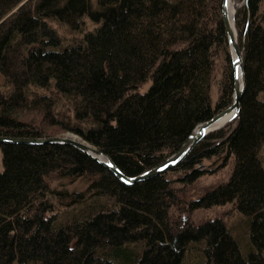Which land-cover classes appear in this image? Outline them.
<instances>
[{
    "label": "trees",
    "instance_id": "obj_1",
    "mask_svg": "<svg viewBox=\"0 0 264 264\" xmlns=\"http://www.w3.org/2000/svg\"><path fill=\"white\" fill-rule=\"evenodd\" d=\"M235 1L240 111L175 168L127 184L69 144L0 143V264H264V0ZM222 6L0 0V137L72 133L128 177L156 167L233 102ZM213 158L231 174L193 198Z\"/></svg>",
    "mask_w": 264,
    "mask_h": 264
},
{
    "label": "water",
    "instance_id": "obj_2",
    "mask_svg": "<svg viewBox=\"0 0 264 264\" xmlns=\"http://www.w3.org/2000/svg\"><path fill=\"white\" fill-rule=\"evenodd\" d=\"M223 13V22L226 27V31L229 38L230 47L233 51V58L237 56V59H233V67L235 71L234 75V94H233V103L226 109L217 113L210 120L205 121L199 124L195 130L189 135V137L183 142L180 148L171 156H169L165 161L156 167L138 175L136 177H128L123 172L119 170L117 165L114 163L112 158L97 149L96 147L90 145L87 142L78 141L70 137H45V138H16V137H0V143H27V144H69L79 150L85 152L92 159L100 163L101 165L108 168L118 179L127 184H135L142 181H145L151 177L163 174L177 165H179L197 146L200 141H202L206 136L211 133L221 129L216 128V125L221 120L228 118L230 123L237 117L240 111V102L245 89V74H244V65L243 57L239 47L238 42V32L235 27V23L231 24V20L228 16L227 4L222 6ZM238 67L241 70V79L238 78ZM200 199V198H197Z\"/></svg>",
    "mask_w": 264,
    "mask_h": 264
},
{
    "label": "rangeland",
    "instance_id": "obj_3",
    "mask_svg": "<svg viewBox=\"0 0 264 264\" xmlns=\"http://www.w3.org/2000/svg\"><path fill=\"white\" fill-rule=\"evenodd\" d=\"M90 1L93 3V10L97 9L98 0H90ZM235 3H236V6L232 4L231 8L236 7L238 9L240 7V3L237 1H235ZM85 20H86L87 24H93V22L89 16H85ZM51 23L59 31L60 35H64V30L62 29V27L60 26L59 23H57L56 21H52ZM237 32H238V30H237ZM228 40H229V38H228ZM238 42H239V47H240L242 57H243V51H242V47L240 44L239 32H238ZM231 58L233 61V55L232 54H231ZM233 69H234V67H233ZM234 73H235V71H234ZM224 128H222V129H224ZM52 137H62V138L63 137H70V138L76 139L78 141L84 142V140H82L80 137H78L72 133H61V134H59V136H52ZM262 154L264 156V148H263ZM221 162L222 161L220 160V158H213V159L204 161L203 167L211 169V172H209V174L206 177H203L199 181L197 180L194 184L190 185L187 193L189 195H191L193 198L197 199V198L201 197V193H203L204 191H206L210 188H213V187H215L221 183L226 182L228 180L230 174H231V170L233 168V161L231 160L230 162H228V164L226 166L220 168V166L222 165ZM0 166L2 167V150L1 149H0ZM52 185L56 188H59V189H61V188L63 189V187H64V188H68V189L72 190L75 187V185L68 183L67 180H64L63 182H61L59 180H54L52 182ZM231 206L232 205L229 203L226 205L214 206L212 208L199 209L196 213V220L202 221L205 219L214 218L215 216L221 215L224 212L230 210ZM241 217H242L241 213H239L238 211H235L233 213L232 217L230 219H228V226H231L234 224L237 225L239 223Z\"/></svg>",
    "mask_w": 264,
    "mask_h": 264
},
{
    "label": "bare ground",
    "instance_id": "obj_4",
    "mask_svg": "<svg viewBox=\"0 0 264 264\" xmlns=\"http://www.w3.org/2000/svg\"><path fill=\"white\" fill-rule=\"evenodd\" d=\"M223 4H225V5L227 4L229 19L231 20V24H234L235 23V14L237 12V8L236 7L231 8V5L233 4V5L236 6L235 0H223ZM222 17H223V13H222ZM235 27H236V25H235ZM230 51H231V54H233V51H232L231 47H230ZM233 59H237V56H234ZM237 73H238V78L241 79V70H240V67H238ZM228 119H229V116H228V118H226V119L221 120L220 122H218L217 125H216V128H220V127L221 128H224L225 126H227L230 123V121L228 122Z\"/></svg>",
    "mask_w": 264,
    "mask_h": 264
}]
</instances>
